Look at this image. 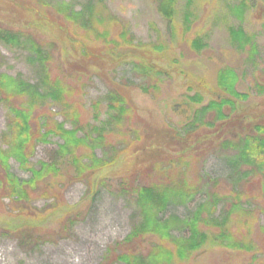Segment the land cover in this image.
<instances>
[{
	"label": "rangeland",
	"instance_id": "374dc122",
	"mask_svg": "<svg viewBox=\"0 0 264 264\" xmlns=\"http://www.w3.org/2000/svg\"><path fill=\"white\" fill-rule=\"evenodd\" d=\"M46 1L67 2L80 10L89 0ZM94 1L98 4L100 0ZM102 1L107 12L128 24L135 43L164 40L174 45V49L150 53L151 61L159 64L166 71L165 75L152 79L143 76L133 70L130 57L116 64L109 61L99 66L86 67L75 62L71 44L61 45L66 43L60 41L64 37L60 25L37 19L36 11L30 9L36 6L23 0H0L2 26L34 30L32 32L43 42L53 37L60 41L57 45H46L51 55L49 62L54 75L63 76L74 87L71 100L78 102L84 124L100 126L109 119L108 95L120 92L122 86L126 85L135 105L121 124L108 129L101 145L95 149L99 158L114 160L110 166L94 171L88 178L86 175L74 178L70 164L64 162L59 175L44 178L25 201L0 199V264H120L115 252L139 220L131 186L159 179L184 182L197 192L192 200L170 205L167 213L186 216L206 199L212 205L213 194H233L234 198V188L244 193L241 195L244 209H253L243 216L249 226L237 220L233 224L235 230L240 229L245 234L253 232V242L257 244L253 250L207 244L177 264H264V210L258 208L259 203L264 208V191L257 182L264 179V168L255 169L248 177L241 176L233 171L236 160L233 146L220 143L223 138L234 140L239 133L250 132L257 120H264L261 116L264 110V0H247L242 17L231 10L244 0H179L177 30H171L158 12V0ZM187 6L192 21L185 32L182 22ZM231 26L242 27L251 40L233 39ZM183 33L188 38L202 37L205 43L197 55L193 51L187 59L180 56L179 42L185 36ZM85 42L97 44L95 40ZM34 59L29 47L13 46L0 40V74L35 83L41 68ZM221 67H231L237 72V89L248 97L238 101L233 110L226 107L230 115L227 121L220 120L212 127L201 125L186 138L184 124L192 114L187 96L199 93L204 103L218 99L222 95L217 81ZM141 85L148 86L150 92H144ZM98 101L97 112L94 104ZM46 105L48 115L57 121L65 120L58 106L50 102ZM8 115V108L0 102V146L3 148L7 147L3 133L7 129ZM212 116L209 114V119ZM151 141L155 142L154 147L138 152ZM62 142L60 137L54 136L49 142L40 143L30 157V166L39 168L42 162L54 161ZM135 150L136 153H132ZM91 153L89 147L82 150L86 160ZM10 167L11 172L22 179L31 175L14 158L10 159ZM252 167L248 164L241 169ZM121 182L128 186L120 189ZM230 205V202L220 205L215 216ZM24 229L31 231L30 235L23 234ZM210 229L218 230L213 226ZM155 241V237L147 235L139 239L138 244L147 251Z\"/></svg>",
	"mask_w": 264,
	"mask_h": 264
},
{
	"label": "trees",
	"instance_id": "16d2710c",
	"mask_svg": "<svg viewBox=\"0 0 264 264\" xmlns=\"http://www.w3.org/2000/svg\"><path fill=\"white\" fill-rule=\"evenodd\" d=\"M9 1L13 2V0ZM23 1L36 6H30V9L36 11L37 19L43 18V21L48 20L61 26L64 37L60 41L66 43L61 45L65 47L71 44V53L75 55V62L85 64L84 66H99L109 61L116 64L130 57L133 70L143 76L152 79L153 76L161 77L166 74L159 64L151 61L150 53L165 52L174 49V45L172 43L169 45L164 40L135 43L128 24L121 23L117 17L107 12L108 8L102 0L98 1V4H95L94 0H89L88 5L80 10L67 2L54 4L46 0ZM245 2L248 1L244 0L241 4L233 6L231 12L235 10L242 17L247 7ZM157 10L168 22L171 30L178 29L176 19L179 16V0H158ZM191 16L189 6H187L182 22L185 32L191 27ZM118 26L120 29L117 28ZM32 31L15 30L0 24V40L13 46L29 47L36 65L41 68L39 79L35 83L0 74V102L4 103L9 110L7 129L3 133L7 147L0 146V167L2 168L0 199L9 197L25 201L32 189L44 178L50 174L58 176L60 166L64 162L70 164L74 178H83L84 175L88 178L94 171L110 166L114 160L107 161L99 158L95 149L101 145L100 142L108 129L110 127L115 129L118 124H121L135 106L126 85L122 86L121 91L119 89L120 92L115 91L108 95L110 101L108 107L111 110L109 119L100 126L84 124L80 119L82 115L81 111L79 113L78 102L71 100L74 87L63 76L54 75L49 62L51 55L47 46L57 45L60 41L53 37L49 42L45 40V43L39 40ZM230 32L235 40H251L242 27L231 26ZM85 40H95L94 43H100L103 46L101 48V45H90ZM204 44L202 37L188 38L185 35L179 42L182 49L180 56L187 59L194 52L196 53L194 55H197ZM217 81L218 89L222 94L218 99L204 103V97L199 93L187 96L192 114L184 124L183 130L187 134L186 138L190 137L201 125L206 124L212 127L220 120L227 121L230 115L227 114L226 107L233 110L238 101L248 97L247 93L238 91L236 85L239 75L233 68L221 67L217 72ZM140 88L144 92H150L146 85H141ZM48 102L60 108L65 118L64 121H57L47 114L46 104ZM99 105V101L94 104L97 112ZM209 114H213L211 119H209ZM261 116H264V110L261 111ZM95 117L99 118V114L95 113ZM67 122L71 123V126H68ZM54 136L63 140L56 150L54 161L42 162L39 168L30 166V157L34 154L36 147L40 143L49 142ZM220 143L223 146H229V144L233 146L236 152L233 171L236 170L237 173L242 174L241 176L248 177L255 169L262 171L264 168L263 119L257 120L250 132L239 133L234 140L223 138ZM154 146L155 142L151 141L149 145L145 144L140 151L138 149V152ZM86 147L92 149L89 160H86L82 154V150ZM11 158L17 160L23 169L31 172L28 179H22L11 172ZM248 164L254 167L241 169ZM257 182L264 191V179H259ZM125 186L128 185L121 182L120 189H124ZM131 188L139 220L134 223L131 231L115 252L116 261L120 264H177L187 260L194 252L207 244L211 247H228L241 251H251L257 245L255 241L253 242L255 240L253 232L245 234L240 229L233 228L236 220L249 226L248 221L243 220V216H247L245 212L250 213L253 210L252 208L244 209L241 196L244 193L242 194L235 188L233 189L234 198H232L233 194L225 196L213 194L212 205L206 199L199 203L196 210L186 216L167 212L172 204L192 200L197 193L191 190L193 186H187L184 182L172 181V179L169 182L159 179L147 184H132ZM228 202L231 203L229 208H225L215 216L220 205ZM260 205L259 203V210H264ZM210 226L217 227L218 230L213 231ZM22 232L27 235L31 231L24 229ZM262 232L264 233V227H262ZM147 235L155 237L157 241L153 242L147 251H144L138 244V240Z\"/></svg>",
	"mask_w": 264,
	"mask_h": 264
}]
</instances>
